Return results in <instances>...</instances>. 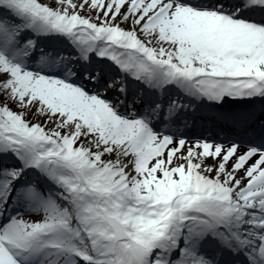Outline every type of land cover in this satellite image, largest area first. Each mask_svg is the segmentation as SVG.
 Listing matches in <instances>:
<instances>
[{"label": "snow or ice", "instance_id": "obj_1", "mask_svg": "<svg viewBox=\"0 0 264 264\" xmlns=\"http://www.w3.org/2000/svg\"><path fill=\"white\" fill-rule=\"evenodd\" d=\"M0 264H264V0H0Z\"/></svg>", "mask_w": 264, "mask_h": 264}, {"label": "trees", "instance_id": "obj_2", "mask_svg": "<svg viewBox=\"0 0 264 264\" xmlns=\"http://www.w3.org/2000/svg\"><path fill=\"white\" fill-rule=\"evenodd\" d=\"M31 117H33V116H31ZM32 119H33V118H30V120H31L33 123L38 122V121H37V118L34 117V121H33ZM42 119H43V118H40V121H41V122H42Z\"/></svg>", "mask_w": 264, "mask_h": 264}, {"label": "rangeland", "instance_id": "obj_3", "mask_svg": "<svg viewBox=\"0 0 264 264\" xmlns=\"http://www.w3.org/2000/svg\"><path fill=\"white\" fill-rule=\"evenodd\" d=\"M27 118L28 119L33 118L32 120L34 121V117H31V115H29ZM49 127H51V126H49Z\"/></svg>", "mask_w": 264, "mask_h": 264}]
</instances>
